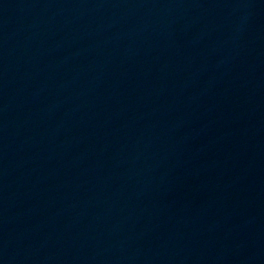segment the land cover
<instances>
[{
    "label": "water",
    "instance_id": "95a60500",
    "mask_svg": "<svg viewBox=\"0 0 264 264\" xmlns=\"http://www.w3.org/2000/svg\"><path fill=\"white\" fill-rule=\"evenodd\" d=\"M0 264H264V0H0Z\"/></svg>",
    "mask_w": 264,
    "mask_h": 264
}]
</instances>
